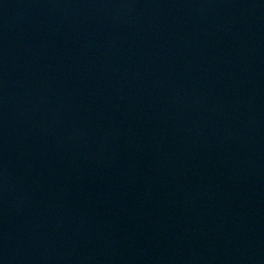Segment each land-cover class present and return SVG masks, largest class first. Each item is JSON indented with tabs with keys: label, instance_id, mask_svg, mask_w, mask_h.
I'll return each instance as SVG.
<instances>
[{
	"label": "water",
	"instance_id": "obj_1",
	"mask_svg": "<svg viewBox=\"0 0 264 264\" xmlns=\"http://www.w3.org/2000/svg\"><path fill=\"white\" fill-rule=\"evenodd\" d=\"M0 264H264V0H0Z\"/></svg>",
	"mask_w": 264,
	"mask_h": 264
}]
</instances>
